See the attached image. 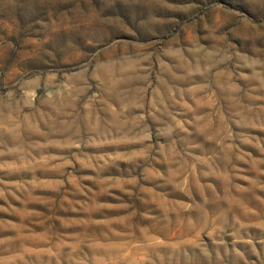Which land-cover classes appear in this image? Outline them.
<instances>
[{
	"label": "rangeland",
	"instance_id": "rangeland-1",
	"mask_svg": "<svg viewBox=\"0 0 264 264\" xmlns=\"http://www.w3.org/2000/svg\"><path fill=\"white\" fill-rule=\"evenodd\" d=\"M0 264H264V0H0Z\"/></svg>",
	"mask_w": 264,
	"mask_h": 264
}]
</instances>
